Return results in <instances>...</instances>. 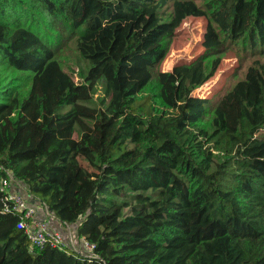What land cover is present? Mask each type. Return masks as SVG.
<instances>
[{"label":"trees","instance_id":"1","mask_svg":"<svg viewBox=\"0 0 264 264\" xmlns=\"http://www.w3.org/2000/svg\"><path fill=\"white\" fill-rule=\"evenodd\" d=\"M172 2L218 43L163 72ZM235 49L264 56V0H0V179L100 258L32 249L0 192V264H264V60L213 107L195 95Z\"/></svg>","mask_w":264,"mask_h":264},{"label":"rangeland","instance_id":"2","mask_svg":"<svg viewBox=\"0 0 264 264\" xmlns=\"http://www.w3.org/2000/svg\"><path fill=\"white\" fill-rule=\"evenodd\" d=\"M193 1L198 5L203 3V0ZM173 3L167 9V15H170L173 10L176 13L177 25L171 39L170 52L162 64L163 72H170L179 64L191 63L203 54L207 48L218 43V38L213 32L206 16L199 12L192 3L176 2L174 5ZM68 45L66 44L61 52L65 66L67 69L72 66L74 71H78L77 56L73 48L71 46L68 47ZM256 59L264 60V56L259 54L253 56L237 49L228 51L216 75L203 87L198 89L195 95L209 99L212 101L213 107L222 96L244 77L247 67ZM81 65L83 64L81 63ZM147 75L148 73L146 72L142 73L135 78V81ZM73 76L76 83L83 81L76 73ZM102 97V91L94 96L99 105ZM79 161L84 168L93 172V169L82 158Z\"/></svg>","mask_w":264,"mask_h":264},{"label":"built area","instance_id":"3","mask_svg":"<svg viewBox=\"0 0 264 264\" xmlns=\"http://www.w3.org/2000/svg\"><path fill=\"white\" fill-rule=\"evenodd\" d=\"M0 170L4 168L0 165ZM6 171L7 177L0 179V192L3 194V213L20 215L18 228L22 230L30 241L32 249L50 246L61 250L69 249L79 254L89 262L100 260L95 253L96 246L88 242L85 238H80L76 233V227L62 223L51 213L46 203L40 199H33L34 203L24 195L27 187L18 181L11 171ZM36 202L38 205H36ZM43 214V219L38 216V212ZM49 220L59 222L62 229H51ZM102 264H106L102 261Z\"/></svg>","mask_w":264,"mask_h":264},{"label":"crops","instance_id":"4","mask_svg":"<svg viewBox=\"0 0 264 264\" xmlns=\"http://www.w3.org/2000/svg\"><path fill=\"white\" fill-rule=\"evenodd\" d=\"M23 193H24L25 196H26V193H27L28 200H29L31 203H34V204H35V202L33 201V198L30 197V196L28 195L27 190H25ZM36 205H38L37 202H36ZM38 216H39L41 219L44 218V217H43V214L41 213V211L38 212ZM49 226H50L51 229H62V230H64V228L62 227V225H61L59 222H56V221H53V220H49Z\"/></svg>","mask_w":264,"mask_h":264}]
</instances>
